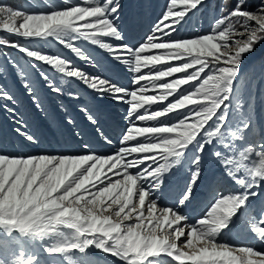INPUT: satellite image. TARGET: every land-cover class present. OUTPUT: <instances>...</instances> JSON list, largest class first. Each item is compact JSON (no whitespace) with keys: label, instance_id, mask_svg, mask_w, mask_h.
I'll use <instances>...</instances> for the list:
<instances>
[{"label":"snow or ice","instance_id":"obj_1","mask_svg":"<svg viewBox=\"0 0 264 264\" xmlns=\"http://www.w3.org/2000/svg\"><path fill=\"white\" fill-rule=\"evenodd\" d=\"M203 2L166 0L135 43L125 42L116 23L119 0H62L47 11L0 5V29L55 42L99 69L88 73L60 54L0 40V47L28 59L26 65L10 63L33 103L39 98L29 68L53 93L62 92V77L129 105V123L110 154L87 144L75 154L0 152V264H40L39 251L50 258L46 264H62L58 257L96 264L89 249L119 264H264V250L253 242L228 239L264 245V132L253 135L248 86L247 100L237 96L244 57L264 43V0L252 8L247 0H224L207 32L181 34L188 14ZM79 41L124 65L130 85L107 76L110 69ZM13 99L0 89V101ZM16 132L37 142L19 127ZM208 158L215 170L206 167ZM25 241L36 250L26 251Z\"/></svg>","mask_w":264,"mask_h":264},{"label":"rangeland","instance_id":"obj_2","mask_svg":"<svg viewBox=\"0 0 264 264\" xmlns=\"http://www.w3.org/2000/svg\"><path fill=\"white\" fill-rule=\"evenodd\" d=\"M9 1H13L15 5L10 7L14 9H22L25 11H41V10L47 11L52 7L62 6V0H0V5L9 6L8 4ZM229 1L233 3L235 2V0H229ZM119 2L121 4V9L118 19L116 20V23L118 27L121 29L122 34L125 36V42L127 43H135L142 36H144L145 33H147L149 29L152 27V25L157 20V18L160 16L161 12L164 10L166 5V0H119ZM223 2L224 0H204L203 5L199 7L198 10H193L188 14L186 18L187 22L181 28V34L192 35L198 32H207L210 28L211 22L213 21L214 17L219 13V10ZM256 3L257 0H247L246 6L252 8L256 5ZM178 7H182V6H178ZM7 37H14L16 39L15 40L16 43L23 44L27 47H32V48L38 47L46 52L60 54L65 58L71 60L75 66L81 68L85 72L95 74L94 72L97 67H95L93 64L78 59L69 50L61 48L55 42H50L48 44H45L44 41H40V40H26L14 34H9L3 29H0V40L9 41V38ZM110 42L116 43V41H110ZM0 49H6V51L0 50V89L9 92L14 97V99L11 102L0 101V108L1 107L3 108L4 103L8 104L7 110L4 108L3 110L1 108L4 111V113L0 112V152L10 155H35L40 153H54L52 152V150L56 148L60 149L62 148V146L65 145L64 141L62 140L60 141L58 138L59 135L58 128H60V125L58 124V122L55 121V117L53 119L51 118L45 119L47 118L45 113H43V115L40 116L42 117L41 120L42 124L41 125L38 124L37 114L34 113V110L30 109V107L28 106V101H29L28 98H27L28 101H25L23 99V96L26 95V93L28 94V91L23 86L22 79L18 76L19 68L14 67L13 64L10 63L11 61H16L19 65H26L28 63V59L23 54L19 53L18 50L13 49L11 47H0ZM85 52L89 56L93 57L95 61H97V59L98 61H103V59H100L95 55H91L87 51ZM248 62H250L249 65L247 64ZM172 63H178V62L172 61ZM246 64L248 65L245 70L246 73L245 71L242 72L240 78L241 82L243 80V84L241 88L242 90L241 97L247 100L248 93L245 91V89L246 86H248L252 96L251 108L250 109L248 108V112H250L252 116V121L254 125L253 135H258L261 132H264V74H263L264 73V43L257 45L254 52L244 57L242 64L240 66V72L242 70L241 67ZM122 66L123 67L119 66V68H123V69L126 68L124 65ZM40 67L44 68L48 72L50 77L55 76V73L53 71H50L46 66L41 64ZM157 67H163V66L158 65ZM107 68L109 69V67ZM34 71L35 73L38 74V70H32L30 68L27 69L28 79L31 82L32 88L35 90L32 83H33V79L39 76V74L35 75L33 73ZM113 71L115 73L117 72V70L114 69ZM142 71L147 72L148 69H143ZM115 73H111V74H115ZM122 75L125 74L122 73ZM175 75L180 76L183 74H175ZM127 76L131 78L132 73L129 72ZM167 79H171V78H167ZM57 83L62 88V92L58 95H61L62 97L73 96L72 98L73 100L75 99L78 100L79 97H81V93L79 92L81 86L76 81H70V83H68L66 82V80H63L61 77H57ZM127 85L128 84H126L125 86ZM16 91L18 92L19 95L16 93ZM45 92H47V89L45 90ZM70 92L73 93L74 95H69ZM42 94L44 93L42 92ZM148 94H153V93L149 91ZM156 94H158V90ZM169 99L172 98L170 97ZM62 100L63 98L62 99L59 98V102L62 105L56 106L58 108L56 110V114L60 116H67L69 115L68 108L67 105H64L66 103L63 102ZM119 104H123V103H119ZM69 105L76 108L77 103L69 102ZM105 107L106 109H108L107 105H105ZM128 107L129 105L124 104V110H125L124 121L128 120L127 119ZM152 107L156 108L159 107V105H153ZM140 111H143V109H141ZM50 113L52 112L50 111ZM111 115H112V119H114V114ZM18 127L21 128L24 132L33 135L36 138L37 142L29 143L24 137L18 135L16 132V129ZM9 130L13 133H10ZM89 134L90 132H86L84 137L85 136L89 137ZM70 141H72V139ZM84 142H86L84 144L90 145V143H87L88 140L85 141L84 139ZM75 144L76 143L74 144L71 143L70 147H68L65 151H58L57 153L54 154H58V153L61 154L63 152L66 153V151L71 149H75L76 152H79V150H77L75 147L72 148L73 145L76 146ZM92 145L94 147L99 148V146L95 141H93ZM92 145H90L91 148ZM117 146H114V148H116ZM36 149H39V152L33 153V151H35ZM224 188L225 190H228L226 186H224ZM25 248L26 251L28 252H32L36 250V246L29 241H25ZM91 250L94 251L93 254ZM90 251L91 252L89 253V255L93 259L100 256L102 253V252L100 253L98 250L95 251V249H90ZM38 255L40 256V261H44L45 258H47L46 254H44L42 251H39ZM101 256L103 257L104 255ZM3 258L8 259L7 256ZM63 261L67 264L66 260ZM111 264H114L113 260H111Z\"/></svg>","mask_w":264,"mask_h":264},{"label":"bare ground","instance_id":"obj_3","mask_svg":"<svg viewBox=\"0 0 264 264\" xmlns=\"http://www.w3.org/2000/svg\"><path fill=\"white\" fill-rule=\"evenodd\" d=\"M109 68H111V67H109ZM112 71H113V69H111ZM113 73H114V71H113ZM89 106H90V109H91V111L92 112H94V113H96L98 116H100L101 118H107V117H109L111 120H113L112 119V115L111 114H113L112 113V110H114V109H106V107H105V105L102 103V102H95V101H93V104H89ZM94 132H95V129H93L92 131H90V134H89V137H82L81 138V140H80V142H82V141H84V139H86V140H88V142L87 143H90V145H92V143H93V141H94ZM86 133V132H85ZM85 133H81V135L82 134H84L85 135ZM83 139V140H82ZM98 139V138H97ZM79 140V138H77V141ZM79 142V143H80ZM72 143V141H70V144ZM74 143H76V141L75 142H73L72 144H74ZM84 143H86V142H84ZM76 145V144H75ZM113 145V144H112ZM73 147H75L74 145L72 146V148ZM101 147V146H100ZM97 148V147H94L93 145H92V149H95V151H97V152H99V153H101V154H110V153H112L113 152V149L111 148V149H107V148ZM113 148H114V146H112ZM75 153H78V152H76V150L75 149H71V150H68V151H66V154H75ZM209 159V158H208ZM209 165H212V162H209L208 163ZM209 170H215L214 169V166L212 165V167H210V169ZM169 183H171V178H169ZM198 196H199V193H198ZM201 199H202V197H201ZM261 250H263V249H261ZM92 251V250H91ZM91 251H89V252H91ZM95 251H97L96 249H95ZM99 251V250H98ZM92 252H94V251H92ZM100 252V251H99ZM101 253V252H100ZM98 255V254H97ZM100 255V254H99ZM101 255H104L103 257L101 256H98V257H96L94 260L96 261V264H106V262H109V261H106L107 259L108 260H110V262H111V260H113V262H114V264H119V262L118 261H115V258H112V257H109V256H106L104 253H101ZM56 259H58V258H56Z\"/></svg>","mask_w":264,"mask_h":264},{"label":"trees","instance_id":"obj_4","mask_svg":"<svg viewBox=\"0 0 264 264\" xmlns=\"http://www.w3.org/2000/svg\"><path fill=\"white\" fill-rule=\"evenodd\" d=\"M230 3H233V2H230ZM8 4H9V6H15L13 1H9ZM7 38H9V41H12V42H15V40H16L14 37H7ZM0 50H5L6 51V49H0Z\"/></svg>","mask_w":264,"mask_h":264}]
</instances>
